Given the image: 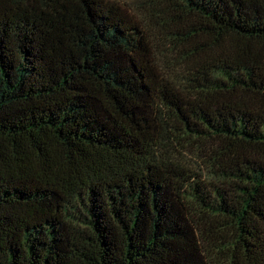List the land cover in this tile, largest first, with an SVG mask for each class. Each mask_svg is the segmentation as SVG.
<instances>
[{"label": "trees", "instance_id": "obj_1", "mask_svg": "<svg viewBox=\"0 0 264 264\" xmlns=\"http://www.w3.org/2000/svg\"><path fill=\"white\" fill-rule=\"evenodd\" d=\"M0 0V264H264V0Z\"/></svg>", "mask_w": 264, "mask_h": 264}, {"label": "rangeland", "instance_id": "obj_2", "mask_svg": "<svg viewBox=\"0 0 264 264\" xmlns=\"http://www.w3.org/2000/svg\"><path fill=\"white\" fill-rule=\"evenodd\" d=\"M119 2H121L122 4H125V6H130V3L132 4L131 6L134 5L135 0H118Z\"/></svg>", "mask_w": 264, "mask_h": 264}]
</instances>
